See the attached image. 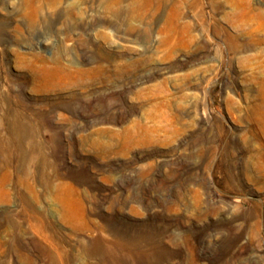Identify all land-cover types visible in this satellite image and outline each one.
<instances>
[{
	"label": "rangeland",
	"instance_id": "1",
	"mask_svg": "<svg viewBox=\"0 0 264 264\" xmlns=\"http://www.w3.org/2000/svg\"><path fill=\"white\" fill-rule=\"evenodd\" d=\"M0 264H264V0H0Z\"/></svg>",
	"mask_w": 264,
	"mask_h": 264
},
{
	"label": "bare ground",
	"instance_id": "2",
	"mask_svg": "<svg viewBox=\"0 0 264 264\" xmlns=\"http://www.w3.org/2000/svg\"><path fill=\"white\" fill-rule=\"evenodd\" d=\"M86 237H87V238H90L91 236H89V235H86Z\"/></svg>",
	"mask_w": 264,
	"mask_h": 264
}]
</instances>
